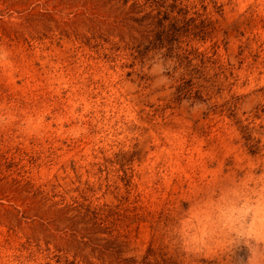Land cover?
I'll use <instances>...</instances> for the list:
<instances>
[{
    "label": "rangeland",
    "instance_id": "obj_1",
    "mask_svg": "<svg viewBox=\"0 0 264 264\" xmlns=\"http://www.w3.org/2000/svg\"><path fill=\"white\" fill-rule=\"evenodd\" d=\"M0 264H264V0H0Z\"/></svg>",
    "mask_w": 264,
    "mask_h": 264
}]
</instances>
